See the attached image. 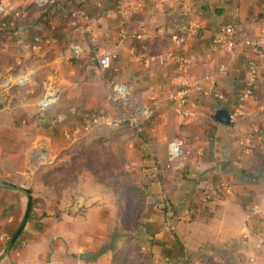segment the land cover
Instances as JSON below:
<instances>
[{
    "label": "crops",
    "instance_id": "0c3cea01",
    "mask_svg": "<svg viewBox=\"0 0 264 264\" xmlns=\"http://www.w3.org/2000/svg\"><path fill=\"white\" fill-rule=\"evenodd\" d=\"M119 2L55 0L41 5L36 0H0L5 14L22 12L17 34L5 35L11 50L25 56L34 51L39 56H53L51 62H0V76L9 75L13 85L25 68L49 66L59 72L61 92L71 84H86V97L99 103L93 106L94 113L79 114L77 110L76 115L71 108L49 122L50 111L41 112L43 116L37 120L39 110L54 104L41 109L43 93L31 101L29 94L35 88L24 86L22 109H0V167L8 173L22 168L14 158L22 141L16 132L22 128L31 133L55 124L56 140L40 131L43 142L29 145L30 153L38 146L41 155L45 152V163H50L69 141L87 131L94 117L115 120L121 108L109 101L108 86L110 82L124 83L133 106H152L150 118L124 144L126 170L146 194L143 216L134 229L131 216L127 226L128 220L120 213L126 209L127 198L134 211L131 191L96 182L89 174L81 176L80 186L71 188L74 198L67 199L69 193L65 192L55 204L60 216H30L9 248L0 250V264H84L78 253L96 251L114 233L121 235L115 250L88 264H121L124 251L133 244L139 248L142 264H261L264 52L248 49L243 42L264 29V0H188L191 10L187 15L179 6L157 0H142L140 9L122 14ZM5 17L0 15L4 34ZM191 23L197 25L192 32ZM226 24L236 29L233 52H216L211 61L199 59L215 29ZM35 37L39 38L36 43ZM169 51L197 60L189 65L174 58L162 62ZM104 52H110L113 59L103 86L96 71L97 58ZM250 60L257 67V81L253 94L244 101V114L234 122L218 120L217 110H232L249 75ZM221 65L227 68L226 74L219 72ZM205 74L216 79L223 99L193 94L186 114L179 113L173 94ZM250 127L254 132L245 146ZM172 141L180 144L182 155L169 161ZM26 190L22 184L0 182V233L14 234L18 229L27 205ZM166 219L173 230L167 229ZM128 258L133 259L132 253Z\"/></svg>",
    "mask_w": 264,
    "mask_h": 264
},
{
    "label": "rangeland",
    "instance_id": "374dc122",
    "mask_svg": "<svg viewBox=\"0 0 264 264\" xmlns=\"http://www.w3.org/2000/svg\"><path fill=\"white\" fill-rule=\"evenodd\" d=\"M11 49L12 47L6 43L5 34L3 33L0 36V62H48L49 59V62H51L53 58L52 53L50 55L44 54L39 56L31 49L34 52L28 53L25 56L20 55L21 52L17 53ZM96 73L97 79L104 86L107 77L101 72L96 71ZM20 75L25 76L27 79L22 83H15L11 86L5 83L10 77L9 75L0 76V109L4 106L13 107V110L22 109V102L26 103V96L22 93V88H25L24 86L30 87L31 85V88H35V92L29 94L31 101H33L34 95L41 92L44 93V86L47 81L53 82L57 89H59V93L61 92L59 88V72L51 69L49 66L38 68L37 70L35 68H25V71ZM72 93L76 96L72 97ZM88 93L86 84L75 83L69 85L61 92L60 98L49 108L50 110L38 111L37 120L43 116L41 112L50 111V116L47 117V121L49 122L50 118H55L58 116V113L69 111L71 108H75L73 110H75L76 115L77 110L79 114L86 110H90L91 113L97 112L93 106L98 107L99 103L95 99L87 98L86 95ZM9 97L11 98L9 99ZM109 101L114 106L120 107L114 101ZM120 112L122 113V109ZM17 116H20L21 119L24 117L22 113H18ZM2 121L3 118L0 116V123H3ZM55 128V124L48 123L40 131H46V136L52 140H56V138H53L58 136ZM117 130L122 129H113L103 124L91 122L88 125L87 131L80 134L74 141H69L68 146L55 155L52 159L53 162L45 163V158L42 157L43 155L45 156V152L41 155L38 146L34 154L30 153L29 150L31 141L36 142L39 140L38 142H40L42 140L43 142L44 139L39 136L40 131L32 130L29 133L22 128L16 132L17 135L20 134L19 138L22 139L21 146L18 148L20 152L14 155L15 161L19 162L22 168L8 173L7 169L0 167V182L22 184L30 191L29 193L26 192L27 202L29 194L32 198L28 218L39 213L41 217L48 214L60 216L61 211L55 204L67 195L65 192L69 193L66 196L67 199L69 197L70 199L74 198L76 194L71 193V188L80 186V182L82 181L80 177L87 174L92 175L96 182L104 183L116 190L126 187L127 184L135 182L137 179L127 172L123 164L121 165L120 156L116 149V144H119L121 137H118L119 132ZM131 134L127 132L124 133V136L130 137ZM102 137L113 140L115 145L104 143ZM125 202L126 209H123L124 211L120 213V217L125 216L126 219L124 221H127L132 216L133 209L128 198L125 199ZM24 211H26L25 204ZM127 222V226H129V220ZM127 229L129 228L127 227ZM12 236V232L4 233L3 231L0 233V250L4 252L9 248Z\"/></svg>",
    "mask_w": 264,
    "mask_h": 264
},
{
    "label": "built area",
    "instance_id": "2783aa9c",
    "mask_svg": "<svg viewBox=\"0 0 264 264\" xmlns=\"http://www.w3.org/2000/svg\"><path fill=\"white\" fill-rule=\"evenodd\" d=\"M41 5L52 4L55 0H36ZM161 3H170L179 6L181 12L187 15L190 10V4L188 0H157ZM143 6L142 0H120L119 11L125 14L128 11L134 9H140ZM21 10H14L9 14H5V9L0 5V15L5 17V35H15L18 30L15 27V21L21 16ZM197 25L195 23L190 24V31H195ZM235 36L236 29L231 24H226L219 26L215 29L211 43L208 48L203 52L201 60L211 61L213 54L218 53H232L235 48ZM38 37L34 38V43L38 42ZM173 39L177 42L178 38L173 36ZM244 46L248 49L255 50L257 52H264V29L260 31V34L256 37L247 38L243 42ZM77 49V47H74ZM170 58H174L176 62L184 65L193 64L197 57L193 55H173L171 51L163 54L161 60L166 62ZM113 56L110 52H104L97 58V65L99 72L106 74L109 72L112 64ZM221 74L227 73V68L221 65L219 68ZM27 78L25 76L19 75L17 78L18 83H22ZM257 81V67L253 61H249V75L244 82L242 91L238 94L232 110L229 113L230 122H234L241 115L244 114V101L247 97L251 96L254 91V87ZM6 84L11 85V79L5 81ZM216 79L212 74H205L201 78H196L190 80L185 86L180 87L173 94L175 99L178 112L181 114H186V107L189 103L193 94H198L199 96H209L214 99L221 101L224 97L223 93L216 88ZM59 97V92L57 87L51 81H47L44 86V93L39 102L41 109H46L52 104H54ZM107 97L109 100L114 101L116 105L120 106L122 113L115 120H105L94 117L91 122L94 124H107L112 126H119L123 122L134 128L140 129L142 122L149 119L152 113V106H133L130 97V91L128 85L118 82H110L107 91ZM253 128H249L248 136L243 140V144L249 146V142L253 135ZM182 155L180 144L176 141H172L168 145V160L173 161ZM166 225L168 230H173V227L166 219ZM261 264H264V258H262Z\"/></svg>",
    "mask_w": 264,
    "mask_h": 264
},
{
    "label": "trees",
    "instance_id": "16d2710c",
    "mask_svg": "<svg viewBox=\"0 0 264 264\" xmlns=\"http://www.w3.org/2000/svg\"><path fill=\"white\" fill-rule=\"evenodd\" d=\"M18 21H19V19H17L15 21V27L14 28L16 30H19L18 29V27H19ZM5 23H6V20L4 18L3 24H5ZM172 34L181 35L180 33H175V32ZM2 35H3V30L1 28L0 29V36H2ZM103 125L110 127V128H113V129H122V130H117L119 132L118 137L120 136L121 138H120L119 144L118 143L116 144V149H117V153L120 156L121 165L123 164V167L125 168L126 162H125V157H124V144L126 141L130 140V138L132 137V135L134 134V132H133L134 129L132 127H130L127 124V122H123L119 126H112V125H107V124H103ZM124 130H128V131H124ZM127 132L132 133L130 137L124 136V133H127ZM102 141L104 143H108L110 145H113V144L115 145L114 141L111 139H108L107 137H102ZM126 188L131 191L133 197L135 198V202H136L135 209L132 213V221H133L132 229H134L136 227L137 222L140 221L142 216H143V212H144V208H145V196H146V194L144 193L142 187L136 181L127 184ZM129 253H132L133 259L128 258ZM120 263L121 264H142V260L140 258V253H139V248L136 244H133L131 247H128L124 251V257H122V260Z\"/></svg>",
    "mask_w": 264,
    "mask_h": 264
},
{
    "label": "water",
    "instance_id": "95a60500",
    "mask_svg": "<svg viewBox=\"0 0 264 264\" xmlns=\"http://www.w3.org/2000/svg\"><path fill=\"white\" fill-rule=\"evenodd\" d=\"M215 117L218 120H223L225 122H229V113L227 110H223V109H219L215 112ZM27 193H29L30 191L27 189L26 190ZM31 196L30 194L28 195V202H27V208L25 211V214L23 216V220L21 222V224L19 225L18 229L16 230V232L13 234L12 239H11V243H13L19 232L21 231V229L23 228L28 216H29V211H30V206H31ZM121 235L118 233H114L112 234V236L110 237L109 241L103 245H101L96 251L91 252V251H82L78 253V259L80 261H82L84 264H88L90 262H96L98 258H100L102 255L106 254L109 251H114L115 250V243L117 241V239L120 237Z\"/></svg>",
    "mask_w": 264,
    "mask_h": 264
}]
</instances>
